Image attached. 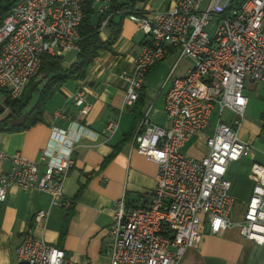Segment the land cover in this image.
<instances>
[{
	"label": "built area",
	"instance_id": "built-area-1",
	"mask_svg": "<svg viewBox=\"0 0 264 264\" xmlns=\"http://www.w3.org/2000/svg\"><path fill=\"white\" fill-rule=\"evenodd\" d=\"M88 1L95 15L102 17L99 31L113 15H124L144 36L132 64L118 73L124 85L123 105L137 102L148 71L170 51H176L178 59L192 60L185 74L171 77L163 102L169 125L152 124L145 113L134 128L132 147L156 163V185L137 205L127 204L124 197L115 202L106 244L110 264H179L187 249L200 242L205 227L218 233L233 225L229 213L234 197L226 172L229 163L251 147L238 131L247 104L245 90L249 84H264V0H243L237 7H231L230 0H175L170 8L140 14L136 5L113 9V0ZM83 3L16 0L0 20L4 111L7 96L22 99L43 54L79 50ZM73 103L79 115L91 108L82 87L75 90ZM213 114L205 155L197 159L185 154V142L203 132ZM54 116L64 118L65 112L58 108ZM73 123V132L53 130L39 161L0 151V160L10 162L9 169L0 173V204L8 188L17 185L47 192L54 205L70 206L63 183L74 164L77 139L72 133L84 129ZM117 126L116 120L110 121L104 133L113 135ZM248 176L252 192L237 225L245 238L264 245V165L253 162ZM46 215L39 210L33 220L41 223ZM16 256L19 264H75L66 261L62 248L34 237L30 230L16 247Z\"/></svg>",
	"mask_w": 264,
	"mask_h": 264
},
{
	"label": "crops",
	"instance_id": "crops-1",
	"mask_svg": "<svg viewBox=\"0 0 264 264\" xmlns=\"http://www.w3.org/2000/svg\"><path fill=\"white\" fill-rule=\"evenodd\" d=\"M174 1L146 0L137 2L136 7L150 13L170 8ZM120 18L114 16L116 21ZM99 34L105 40L108 31L100 30ZM143 38L135 22L122 17L120 34L111 50L99 52L82 78L68 80L53 90L45 102L40 122L23 131L0 132L1 152H18L28 160L39 161L53 130L73 132L76 130L74 121L84 126L81 131L72 133L77 139L72 153L74 164L63 183L64 197L71 202L68 208L52 204L47 192L23 190L17 185L8 188L6 198L0 204V264H19L16 247L27 230L34 237L62 248L66 261L110 264L106 244L115 202L124 197L127 204L137 205L156 185V163L132 147L134 128L145 113L150 123L161 127L169 125L163 102L171 77L185 74L192 64L190 58L178 59V53L170 51L148 71L137 102L132 106L123 105L124 85L118 73L132 64ZM62 64L64 67L69 65L64 64L63 59ZM171 69L173 73L169 75ZM43 82L42 77L30 82L25 92L27 105L24 111L29 109L28 101L33 94L37 92L38 96ZM79 87L84 88L91 105L86 115H79L78 107L73 103V94ZM249 87L255 88L252 84ZM58 108L64 110V118L54 116ZM7 116L8 112L3 111L0 120ZM212 116L215 120L214 114ZM22 117L14 114L8 120L14 124ZM112 120H116L118 126L113 135L107 136L104 129ZM213 126L214 123L209 121L203 132L185 142L182 151L186 147L185 154L197 159L203 157L207 152L206 139L212 134ZM259 134H264V125ZM247 142L251 147L237 161L230 162L226 172L234 197L229 213L233 225L218 233H210L205 227L200 242L187 249L179 264H264V245L245 238L237 225L252 192L249 168L253 162L264 165L263 145ZM44 165L41 161L40 172ZM9 167V160H0V173ZM242 176L250 182L245 194L237 189ZM39 210L47 215L41 223H36L33 216Z\"/></svg>",
	"mask_w": 264,
	"mask_h": 264
},
{
	"label": "trees",
	"instance_id": "trees-1",
	"mask_svg": "<svg viewBox=\"0 0 264 264\" xmlns=\"http://www.w3.org/2000/svg\"><path fill=\"white\" fill-rule=\"evenodd\" d=\"M145 1L146 0H122V2L118 3L117 0H113L112 7L113 9H132L137 2ZM242 1L243 0H232L231 7L239 6ZM15 2L16 0H0V20L9 12ZM136 12L139 14L142 13L141 10H137ZM94 16L96 17V21L93 20ZM120 17L122 18L125 16L121 15ZM121 18L117 21L114 19V15L110 18L106 26L108 36L105 40H102L98 30L102 17H97L90 6V2L84 0L82 20L79 25V33L81 36L78 43L79 50L74 54L73 61L68 66L64 67L61 55L51 56L46 53L43 54L41 56V65L38 74L44 79V82L39 89L35 102L27 111H24L27 101L25 102L26 104H24L7 96L5 105L8 108L10 107L11 114L0 120V132H19L40 122L42 120L45 102L50 97L53 90L68 80L82 78L87 66L94 60L99 52L111 50L112 45L120 34ZM141 94L142 90L140 96ZM2 111L3 108L0 107V113H2ZM14 114L23 115V117L20 122L12 124L8 120V117Z\"/></svg>",
	"mask_w": 264,
	"mask_h": 264
},
{
	"label": "rangeland",
	"instance_id": "rangeland-1",
	"mask_svg": "<svg viewBox=\"0 0 264 264\" xmlns=\"http://www.w3.org/2000/svg\"><path fill=\"white\" fill-rule=\"evenodd\" d=\"M93 20L96 21V17L94 16ZM106 31V29H103ZM64 64H69L73 59H74V53L68 52L65 53L62 57ZM40 78V75L38 74L37 76L33 77L31 79H37ZM248 87V89L245 90V94L248 97V102L245 108V113H244V122L242 127L239 130V137L243 140L253 142L256 145H263L264 147V134L260 135V129L262 125H264V85L258 84L257 86ZM37 98V92L33 94L31 97V100L28 101V107L30 108L33 103L35 102ZM27 98H25V94L22 97L19 102L25 103ZM18 101V100H17ZM7 107V106H6ZM4 111V110H3ZM2 111V112H3ZM8 112V115L11 114V109L10 107L5 110ZM2 114V113H0ZM263 114V115H262ZM214 117H211L210 122L213 124L214 123ZM187 150L186 147H184L183 151L185 152ZM237 189L241 191V193L245 194L248 192V189L250 188V182L249 180L245 177L242 176L240 180L238 181Z\"/></svg>",
	"mask_w": 264,
	"mask_h": 264
}]
</instances>
